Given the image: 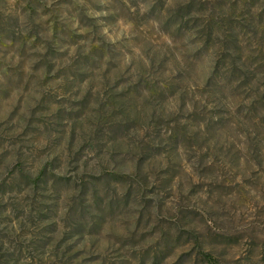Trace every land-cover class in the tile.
<instances>
[{
  "label": "rangeland",
  "instance_id": "374dc122",
  "mask_svg": "<svg viewBox=\"0 0 264 264\" xmlns=\"http://www.w3.org/2000/svg\"><path fill=\"white\" fill-rule=\"evenodd\" d=\"M264 264V0H0V264Z\"/></svg>",
  "mask_w": 264,
  "mask_h": 264
},
{
  "label": "trees",
  "instance_id": "16d2710c",
  "mask_svg": "<svg viewBox=\"0 0 264 264\" xmlns=\"http://www.w3.org/2000/svg\"><path fill=\"white\" fill-rule=\"evenodd\" d=\"M205 256H206V259H207L211 264H214V263H215L214 259L210 256V254H206Z\"/></svg>",
  "mask_w": 264,
  "mask_h": 264
}]
</instances>
